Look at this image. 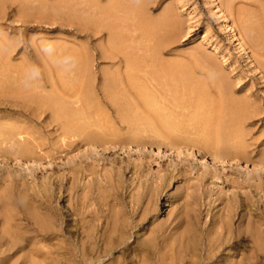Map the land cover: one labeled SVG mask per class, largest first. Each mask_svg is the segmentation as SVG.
Here are the masks:
<instances>
[{"label": "rangeland", "instance_id": "374dc122", "mask_svg": "<svg viewBox=\"0 0 264 264\" xmlns=\"http://www.w3.org/2000/svg\"><path fill=\"white\" fill-rule=\"evenodd\" d=\"M60 1L20 0L0 13V40L23 41L0 54V128L24 129L0 137V264H139L137 238L171 220L201 242L229 231L234 244L222 257L239 264H248L257 247L251 235H259L256 264H264V73L241 28L257 27L264 0H146L141 11L125 0L124 38L114 47L105 29L85 26L86 15ZM42 40L53 42V56L40 52ZM64 56L74 66L56 62ZM33 65L42 79L26 90ZM148 95L175 115L178 136L150 109ZM46 96L75 116L73 134L39 109ZM234 101L255 114L239 126L245 153L202 159L197 136L221 131L217 120L231 118ZM195 103L203 108L198 116ZM158 183L157 205L144 214ZM115 197L131 225L129 245L96 258L101 252L92 254L86 235L97 247Z\"/></svg>", "mask_w": 264, "mask_h": 264}, {"label": "bare ground", "instance_id": "6f19581e", "mask_svg": "<svg viewBox=\"0 0 264 264\" xmlns=\"http://www.w3.org/2000/svg\"><path fill=\"white\" fill-rule=\"evenodd\" d=\"M99 1L100 0H61L58 4L65 7L70 6L79 8L86 15L80 17L84 25H91L97 32H101L102 29H105L109 35V43L114 47L115 44L122 41L124 38L118 30L120 28V23L124 20L123 17L119 16V13L122 12L127 5L125 0H106L105 6H101ZM17 2H20V0H0V13L1 10L6 7L8 9H13ZM145 2L146 0H136L135 6L138 11L142 10ZM129 5L132 6L131 2ZM137 10L134 9L133 13H137ZM88 14H90L91 17H88ZM167 18L168 13H165L162 19L166 20ZM241 28L242 32L247 38H249L251 52L264 73V17L260 18L256 28L248 25L242 26ZM133 40H135V38ZM133 69L134 66L131 68V72L128 76L133 73ZM129 79L131 81V77H129ZM112 83L113 80L106 85V88L110 89ZM44 98L43 101L37 103L39 109L41 111L50 109L53 112L55 119L60 121L63 131L67 134H73V131L77 126V119L75 116L69 113L67 107L59 98H54L52 96H46ZM147 102L150 109L158 114L164 126L170 130L169 134L171 137L178 136L181 131H179L178 128H174L171 124V119L176 118L175 115L167 110L162 104L157 102L156 96L154 95H148ZM194 108L197 116L203 109H201L199 103H195ZM227 108L226 115H230L231 118L227 119L224 123H222L221 118L218 120L216 119L218 126L221 127V131H203V134L201 133L200 136H197V140L203 146L200 155L204 160L210 158L211 161L218 162L223 161L221 156L222 153H245V146L241 142V137L238 134L239 126L243 118L252 117L255 114L248 112L247 105L244 101L231 102ZM213 111L214 110L210 106H207L206 112L208 123L215 121ZM22 131H24V129L17 125H3L2 128H0V137L4 136L7 140H11L14 136L20 135ZM156 147L160 149V146ZM22 150L25 155L30 153V148L28 146L23 147ZM160 189H162V187L158 183L152 190L154 193L148 196L147 202L144 206V214L151 209L154 210L157 205L156 201L161 193V191H159ZM112 200L109 209L115 212L113 213V216L109 218L110 221H106L98 246H95L96 243H94L95 238L93 235H90L89 233L86 235L92 254L96 255L97 251L101 252V255L96 256V258L99 256H110L114 252L124 254L125 249L129 245L126 235L129 233L131 225L128 224L123 217L124 215L120 211L117 198L115 197ZM132 202L133 201L131 200V203ZM132 204L134 205L137 203L133 202ZM40 226L44 230L48 228V226L43 224ZM179 229L180 224L178 222L173 223L171 220L169 224H159L150 228L148 238H137V256L139 257V264H239L235 261L229 260L228 257L225 259L222 257L223 250L227 246L234 244L231 242L232 237L230 236L231 234L229 231H226V233L220 231L211 237L206 235L204 241L202 240L201 242L198 239L196 241V238L193 235H190L189 237L187 236L188 233H191L190 229H187V231H179ZM104 234H106V237L103 239ZM251 236L256 240L257 247L251 251L248 258V264H256V251L263 250V246L258 243L260 238L259 235L254 234V236ZM199 245L201 248L198 249L199 251L197 252V246ZM155 255L157 256V259L153 261L152 258ZM90 264L94 263L90 262Z\"/></svg>", "mask_w": 264, "mask_h": 264}, {"label": "clouds", "instance_id": "9594fccd", "mask_svg": "<svg viewBox=\"0 0 264 264\" xmlns=\"http://www.w3.org/2000/svg\"><path fill=\"white\" fill-rule=\"evenodd\" d=\"M23 41H13L8 39H2L0 40V54H2L5 50L11 48L12 46H18L19 43H22ZM40 52L45 54L46 56H53V54L56 52L55 45L51 41H45L42 40L40 44ZM61 66H74V59L70 56H64L62 58H59L56 61ZM209 78L212 80H215L218 78V74L215 72L209 73ZM42 79V73L39 67L33 65L28 73L26 74L24 78V88L26 90H30L33 87L38 86L39 81Z\"/></svg>", "mask_w": 264, "mask_h": 264}]
</instances>
